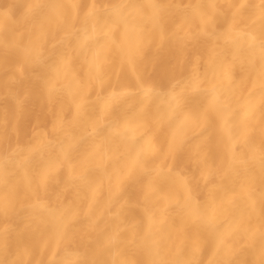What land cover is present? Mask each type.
I'll return each instance as SVG.
<instances>
[{"label": "bare ground", "instance_id": "obj_1", "mask_svg": "<svg viewBox=\"0 0 264 264\" xmlns=\"http://www.w3.org/2000/svg\"><path fill=\"white\" fill-rule=\"evenodd\" d=\"M0 264H264V0H0Z\"/></svg>", "mask_w": 264, "mask_h": 264}]
</instances>
